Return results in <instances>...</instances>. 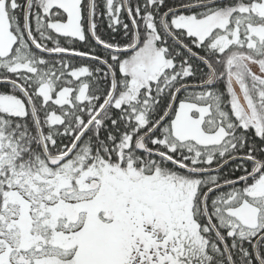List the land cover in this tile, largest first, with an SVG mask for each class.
<instances>
[{
    "label": "snow or ice",
    "instance_id": "obj_1",
    "mask_svg": "<svg viewBox=\"0 0 264 264\" xmlns=\"http://www.w3.org/2000/svg\"><path fill=\"white\" fill-rule=\"evenodd\" d=\"M0 264H264V0H0Z\"/></svg>",
    "mask_w": 264,
    "mask_h": 264
}]
</instances>
